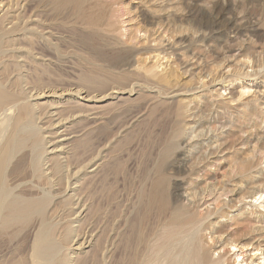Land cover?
Instances as JSON below:
<instances>
[{"label":"bare ground","instance_id":"1","mask_svg":"<svg viewBox=\"0 0 264 264\" xmlns=\"http://www.w3.org/2000/svg\"><path fill=\"white\" fill-rule=\"evenodd\" d=\"M150 2L146 10L152 19L146 20L141 9L132 16L122 0H0V264H87L89 250L106 243L109 212L95 203L92 183L108 156L102 146L92 155L86 146L81 150L79 127L73 128L76 118L93 107L81 100L100 101L109 97V89L118 92L120 102H136L134 110H118V141L131 130L135 138L132 166L123 161L118 144V264H236L245 248H264V214L231 215L219 208L227 204L225 196L237 205L264 193L258 169L264 125L251 123L253 116L263 119L262 105L233 106L232 94L221 99L213 86L224 77L213 68L207 85L192 82L203 60L197 52L188 53L187 41L190 36L207 40L208 33L202 28L187 32L174 21L173 10L154 19L170 2ZM243 3L245 15L230 18V30L244 36L236 50L252 63H246L254 68L246 75L258 77L264 72V28L248 10L263 7L264 0ZM156 27L161 37L152 47ZM231 44L223 46L217 67L231 61ZM155 49L175 58L161 71L160 63H144L145 71L133 67L135 56ZM63 68L85 74L74 81ZM180 69L190 77L182 83ZM117 74L118 86L104 80ZM102 117L92 119L100 124ZM252 126L257 145L248 150L244 132ZM103 246L106 259L112 247ZM231 246L239 248L235 258Z\"/></svg>","mask_w":264,"mask_h":264},{"label":"rangeland","instance_id":"2","mask_svg":"<svg viewBox=\"0 0 264 264\" xmlns=\"http://www.w3.org/2000/svg\"><path fill=\"white\" fill-rule=\"evenodd\" d=\"M168 1L170 3H168V4L166 3V5H165L166 7L165 6L163 7V8H165L163 11H158V12L156 11L154 13V16H155L154 19L160 20V19L166 18V16H164V15H166V13L164 14V11H166L167 14H171L173 11H175L177 14L174 16L175 17L174 21L177 22V24L184 27L186 31L189 30L187 32L192 33L195 30L197 31V29L202 28V29H204V32L208 33L207 34V40L205 39L204 41L195 42V41H193L194 38L192 36H190V40L187 41L188 43L190 42V44H191L189 46L188 53L191 54V53L197 52V54L201 55V58L203 60V64H202L203 67L201 66L200 68H197L196 70H194L193 76L194 75L195 76L193 77L192 82L196 83V82L200 81L199 82L200 85H203L204 83H206L205 85H207L208 84L207 81L210 80L211 75H209V76H206V75L213 68L214 73H216V75L217 74L219 76L223 75V77H224V79H222L219 82H216L215 86H213L214 89H216L220 92L219 97L221 99L228 100V99H230V96L232 94L235 97V100L232 102L233 106L237 105V104L238 105L243 104V102L247 103V105H252V106L255 105L257 107L262 105L258 111L261 114H263V116H264V72L258 77H249L248 75H246V72L252 73L254 71V68L246 67V63H250V66L252 63L249 62L250 60L248 58L244 57V55H240L241 53L238 54V51L236 50V48H238L239 45L242 43L243 39H241V38H244V36L240 32H238L236 34H234V32H233V34H232L233 29L230 30V27H231V25L229 23L230 18H232V17L236 18V16L243 17L245 15L244 11L247 10L248 6L243 3V0H177V1L168 0ZM122 2L127 8L129 7V11H131L132 16L138 15L139 13H137V12H139V9H141V10H143L142 15L146 20L152 19L151 14L148 12V10H146V6L152 4L150 2V0H149V2H148V0H146V2H145V0H122ZM212 5H214V6H212ZM154 7L157 8L156 5ZM249 8L250 9L248 11L255 13V15L257 16L256 21H258L260 26H263V28H264V6L261 7L260 5H250ZM157 9H159V8H157ZM165 21H166V19H165ZM129 24L130 23H126L124 25V27L129 26ZM185 25H187L186 26L187 28L185 27ZM157 27L154 29V33L152 35L153 37H151L152 40L150 39L152 41V42L150 41V44L152 47H156V45L158 44L160 37H161V35H160L161 29L158 30ZM189 27H192V28H189ZM193 28H194V30H193ZM217 30H218V32H217ZM261 31L262 30L259 29L258 31L254 32V33L260 34ZM259 34L255 35L254 38H258L257 36ZM166 37L168 38V36H166ZM139 38H141V40L144 39L143 32L139 34ZM258 39L260 40V38H258ZM229 43H233V45L232 44L231 45H232V49H233L232 51H234V52H231V53H234V55H233V57H230V59H231L230 62L226 61L225 63H223V65H221L220 67H217L218 64H220L218 62L222 61L221 59L223 58V55H224L223 46H226V44H229ZM135 57H134V60L132 61L134 63L133 67L140 69L141 71H145L143 69V66H145L144 63L146 65H153L154 63H157V64L160 63L162 65L160 67H158L157 69H159V71H161L164 67V64L167 63L168 59H170V61H172L173 58H175V56L173 54L161 52L160 50L156 51V49L153 50L150 54H145L143 56L138 55ZM217 60H219V61H217ZM139 66H140V68H139ZM215 68H217V69H215ZM63 69H65V71H62V73L65 72L64 73L65 76H68V78H70L74 81H77L81 75L85 74V71L83 69H73V68H71V69L70 68H63ZM68 69H69V71H68ZM241 69H242V71L239 73V71ZM180 70L181 71H179V72H181V73H180L179 81L181 80V83H182L183 81H186V79H189L190 77H188L189 76L188 74L183 75L182 69H180ZM243 71L245 72V74L242 73ZM117 76H118V74L116 76H114L113 78H112V76H104V80L105 79H106V81L109 80L108 81L109 85L118 86V77ZM113 80H114V82H113ZM114 91L112 89L111 90L109 89L108 93H111L109 95V97L104 98L100 101H97V100L96 101L95 100L94 101L81 100V103H85L84 107H87V108H89V107L91 108V106H93V107H92V109H90L91 111H89L88 113L87 112H85L86 114L82 113L81 115H79V117L76 118V124L74 127H76V126L77 127L73 128V130H75L78 127L79 128L81 127L80 129L79 128L77 129L81 134L80 138L82 141H78V143H79L78 145L82 144L81 150L86 149L85 151H87L88 154L92 155V154L96 153V151L98 149H100L102 146L103 147V149H102L103 154L105 153V156H108V157H105L102 159V161L105 159V168H106V169L105 168L102 169V171H104L105 173H108V174H105L101 171L100 173L102 175L100 174V176L98 175L97 177H95V179H93V181L95 183H92V187H95V189L98 192L97 197L94 194V197H96L95 203L98 200V202L96 204L99 203L100 206L103 207L107 211V213L109 212L108 215L110 217H108V215H107V218L104 219V220H106V222H108V224H107L108 227L106 229V232H107V230H109V231L107 234L108 236L105 233V236L103 239H105L106 236L107 237H106V243L103 245L108 244L110 249L112 247V250H111V253L109 255H107V258L105 259V258H102V254H101L102 253L101 250L104 247L103 245L101 246L102 248L99 247L101 250L99 248H97V251H96V249L95 250L90 249L87 255H89V253H91V252H92V254H91V257L89 256L90 258L89 257L87 258V261L89 259V261H88L89 263L87 262V264H94L95 259H97L98 257H99L97 259L98 262H99V259H100V261H102L101 259L104 260V262H99L100 264H118V249H117L118 248V218H117L118 217V213H117L118 212V144H119V146L121 145L120 146L121 147L120 152H122L123 157H125V158L122 157L123 161H126V162L128 161L129 164L131 163V166L133 164V162H131V161H134V160H131L133 158L130 156H133L132 154L135 152V146H134V142H135L134 139L135 138H134V135H133L134 133L132 130L130 131L127 139L124 138V135H122L119 139V140H121V142L118 141V110L126 108V107H129V108L134 110L133 106L135 105L134 103H136V102H134L135 100L133 101L134 103H130L131 100H128L130 102H128V101L124 102V103L120 102V100L117 97L118 92L115 93ZM231 91H232V93H230ZM257 91H260V93H262V94L259 95V93H257ZM240 92L242 94H240ZM132 97L136 98L137 95H135V96L133 95ZM75 100H77V99H75ZM144 102L146 103V101H144ZM140 105L146 106L147 104H144L142 102V103H140ZM94 106H96L97 108ZM98 108H99V111H98ZM92 110H94V112H96V113L91 114ZM84 114H85V116H84ZM101 114L103 115V117ZM95 115H100L102 117L101 118L102 122L100 124L94 123V120L92 119V117ZM256 118L260 121H258ZM81 120L84 121L85 123H83ZM90 120H92V123ZM105 120H107V121H105ZM244 121H245L244 119L241 121L243 126L246 125V123H247V121H245V122ZM255 121L264 125V117H263V119H261L260 115H258V117H256V116L251 117V123L255 122ZM86 123H87V126H85V128L82 127V125L84 126V125H86ZM93 123H94V125H92ZM254 126H252L249 129V132H244V136L249 137V140L247 141V144H246V147L248 150H250L251 148H254L253 146L255 144L257 145V143H256L257 139L256 138H258V135L256 136V130H255ZM94 129H95V131H94ZM83 132L85 134L88 133V135H85ZM82 133L84 134V136ZM257 133H258V131H257ZM96 134L98 135V137L96 136ZM129 138L131 141L128 140ZM84 139H85V142H84ZM99 141H100V145H99ZM122 141H123V143H122ZM263 141H264V138H263ZM86 143H87V145H85ZM96 143H98V144H96ZM127 144H128V146H127ZM83 146L84 147L86 146L87 148L85 147V149H84ZM96 146H97V148H96ZM93 147H95L96 149ZM90 149H92V150H90ZM90 151H91V153H90ZM128 155H129V157H128ZM106 163L108 165H106ZM220 167H222V169H225V168H227V165L222 163ZM258 169L260 172L263 173L262 175H264V159L259 164ZM212 170H214V167L212 168ZM109 171H110L111 175L109 174ZM260 172H258L257 175H259ZM100 177H102V179ZM97 182H98V185L96 184ZM244 185H245V183L243 184V187H245ZM97 192H96V194H97ZM99 194H101V195H99ZM230 198H231V195L223 197V199L226 201L227 204L226 205L222 204L219 207L220 210H229L231 215L238 214L241 210L242 211L246 210V212L256 211L258 213L264 214V193H262V194L259 193L255 197H245L244 200L240 201L237 205L235 203V200L230 201ZM235 198H236V196H235ZM113 199L116 202H114ZM112 203H113V205H112ZM102 204H103V206H102ZM104 204H105V206H104ZM232 205H234L235 207L231 208ZM212 207H214L213 204H212L211 208ZM110 211H111V213H110ZM219 220L224 222V221H226V218L221 217ZM109 222L113 223L114 225L112 226V224H110ZM113 227H115V229ZM109 228L110 229L112 228V230L110 231ZM109 232H110V234H109ZM107 240L108 241L110 240L109 241L110 243H108ZM111 244H112V246H111ZM98 250H99V252H98ZM230 251H231L230 254H233L234 258L236 256V254L240 253L239 248L236 246H231ZM97 254H100L101 256L100 255L97 256ZM90 260H91V263H90ZM95 262H96L95 264H99V263H97V261H95ZM236 264H264V248L261 250H258V251L253 250L252 246L245 248V254H241L238 257Z\"/></svg>","mask_w":264,"mask_h":264}]
</instances>
